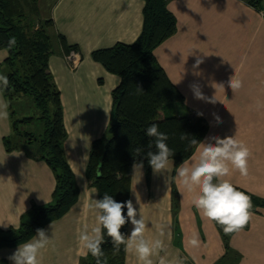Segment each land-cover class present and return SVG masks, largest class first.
Here are the masks:
<instances>
[{
	"label": "crops",
	"instance_id": "0c3cea01",
	"mask_svg": "<svg viewBox=\"0 0 264 264\" xmlns=\"http://www.w3.org/2000/svg\"><path fill=\"white\" fill-rule=\"evenodd\" d=\"M143 6V0H37L39 18L53 24L50 33L54 38L64 37L67 45L76 47L77 54L70 64L56 38L48 58V72L59 91L63 112V150L75 177L78 197L63 216L42 228L53 244L43 251L41 264H80L87 255L78 234L85 226H95L89 204L92 199L98 200V193L91 191L95 187L86 176V165L93 142L104 136L112 120L111 93L120 82L118 76L93 61L91 53L117 43H133L142 30ZM166 6L175 18L176 30L153 53L183 95L177 113H198L207 120L204 142L213 136L252 134L250 141L263 144L264 0L261 10L247 0H166ZM5 56L6 52L0 50V63ZM197 57L204 62L194 69ZM234 76L243 87L233 92L229 80ZM194 84L205 97H215L216 102L196 99L191 87ZM217 116L221 123H217ZM9 135L10 117L0 119L1 229L18 227L32 205L49 204L55 187L53 171L29 147L5 150L3 138ZM236 138L243 142L248 139ZM197 147L187 160L196 154ZM253 160L249 158L247 177L235 172L228 179L235 187L264 199V176L257 174ZM133 175L132 167L129 200L148 223L146 236L157 238L163 230L160 238L169 259L179 256L183 264H216L223 258L221 233L214 222L195 209L186 193L181 195L174 164L164 175H154L152 169L148 179L144 169L140 180ZM253 213L243 231L228 235L230 249L239 255L236 264H264V208ZM131 231L128 223L127 236ZM193 232L199 234V248L188 245ZM19 245L0 248V264H12L8 258ZM153 259L159 264V257ZM124 264H138L135 254L125 252Z\"/></svg>",
	"mask_w": 264,
	"mask_h": 264
},
{
	"label": "trees",
	"instance_id": "16d2710c",
	"mask_svg": "<svg viewBox=\"0 0 264 264\" xmlns=\"http://www.w3.org/2000/svg\"><path fill=\"white\" fill-rule=\"evenodd\" d=\"M143 1V25L138 38L131 44L117 43L91 53L93 61L120 79L111 93L112 120L104 136L93 142L86 165V176L96 188L98 200L105 194L117 202L129 200L131 168L137 160L143 161L145 176L150 177L151 167L145 157L149 144L154 141L146 136L152 124H157L159 131L168 136L167 145L175 153V167L187 160L197 147L189 142L202 141L208 130V122L200 114L177 113L183 104V95L171 83L153 53L176 30L175 18L167 9L166 0ZM247 2L258 10L262 8L261 0ZM52 27L50 20L39 18L37 0H0V50L6 52L0 63V74L10 81L3 92L11 120V135L3 138L4 147L7 151L17 149L20 143L26 144L29 150L35 147V151L30 152L36 153L55 175L51 202L32 205L18 227L0 228V248L27 242L38 229L63 216L78 197L75 177L63 150L66 131L60 94L48 72V58L56 38L65 53L76 51V47L67 45L61 35L54 38L50 33ZM12 37L16 38V45L6 51ZM23 98L31 100L37 111L34 116L16 117L12 102ZM32 122L41 126L40 132L20 131V124ZM183 134L187 139L181 140ZM137 148L143 150L140 155L136 153ZM151 151H155L154 144ZM237 189L250 196L253 210L264 208V199ZM126 211L125 208V215ZM216 226L225 248V255L216 264H236L239 255L229 247V234H225L220 225ZM127 227L128 224L121 229L125 236ZM105 241L102 260L106 259L107 264H124V246L117 252L106 232ZM80 264H96V259L88 253Z\"/></svg>",
	"mask_w": 264,
	"mask_h": 264
},
{
	"label": "clouds",
	"instance_id": "9594fccd",
	"mask_svg": "<svg viewBox=\"0 0 264 264\" xmlns=\"http://www.w3.org/2000/svg\"><path fill=\"white\" fill-rule=\"evenodd\" d=\"M16 45V38L8 41L6 51ZM204 61L197 57L194 69H198ZM199 75L198 72L194 73ZM10 81L6 75L0 74V119H8L9 104L3 98V92L9 87ZM224 89V85H218ZM192 91L196 99L204 100L207 103H215V97H205L199 85H192ZM229 87L237 91L243 87V82L234 77L229 80ZM138 90L142 89L137 86ZM217 123H221L217 116ZM146 136L154 138L149 144V151L146 159L154 175H164L174 164V151L168 145V136L159 131L157 124L147 128ZM187 139L183 134L181 140ZM190 145H197L196 154L191 160H184L176 167L177 187L181 195L185 193L191 198V204L207 220L222 227L225 234H238L250 223L254 213L253 203L249 195L240 191L228 179L233 173L239 172L242 177L249 174L250 149L243 141L235 136L220 138L210 137L208 142L191 140ZM155 151H151L153 147ZM143 150L136 149L137 155ZM134 177L143 176L144 164L142 160L133 163ZM92 192L97 190L93 188ZM126 208V215L125 210ZM90 211L95 216V226L90 229L85 226L79 231L78 241L80 246L90 253L96 264H107L102 245L105 241V232L110 238L115 250L118 252L124 246L125 252L134 253L138 264H154L153 257H159V264H183L179 256L168 258L163 237V230L157 238H149L146 233L150 231L148 223L143 215L137 212L133 202H117L112 196L105 194L102 199H92L89 204ZM128 223L132 225L130 236H125L121 229ZM163 229V226H162ZM53 244L44 229H38L35 237L29 242L19 245L17 250L8 258L12 264H41V257L44 250ZM188 245L192 248H199L201 241L199 234L193 232L188 239ZM54 247V245H53ZM165 252V255H161Z\"/></svg>",
	"mask_w": 264,
	"mask_h": 264
},
{
	"label": "rangeland",
	"instance_id": "374dc122",
	"mask_svg": "<svg viewBox=\"0 0 264 264\" xmlns=\"http://www.w3.org/2000/svg\"><path fill=\"white\" fill-rule=\"evenodd\" d=\"M12 109L15 111L16 117L21 118L23 116H34L37 111L33 107L31 100L29 98L17 99L12 102ZM19 129L22 133L31 132L36 134V132L41 131V126L37 122H32L28 124H20ZM235 137H248L247 141L244 142L245 145L250 149L251 156L255 160L256 172L257 174H263L264 176V141L263 144L256 143V140L250 141L253 137L252 134L248 135H233ZM264 138V135H261ZM242 141V140H241ZM260 142V140H258ZM20 147H27L26 144L20 143ZM30 151H35V147H31ZM253 160V161H254ZM252 165V164H251ZM253 211V209H252Z\"/></svg>",
	"mask_w": 264,
	"mask_h": 264
},
{
	"label": "built area",
	"instance_id": "2783aa9c",
	"mask_svg": "<svg viewBox=\"0 0 264 264\" xmlns=\"http://www.w3.org/2000/svg\"><path fill=\"white\" fill-rule=\"evenodd\" d=\"M76 51L75 50H70L69 53H67V55L65 56V59L70 63L73 64L75 61V57H76Z\"/></svg>",
	"mask_w": 264,
	"mask_h": 264
}]
</instances>
